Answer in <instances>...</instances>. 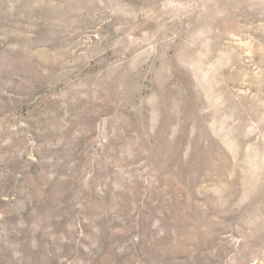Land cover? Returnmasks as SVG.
Listing matches in <instances>:
<instances>
[{
  "label": "rangeland",
  "instance_id": "rangeland-1",
  "mask_svg": "<svg viewBox=\"0 0 264 264\" xmlns=\"http://www.w3.org/2000/svg\"><path fill=\"white\" fill-rule=\"evenodd\" d=\"M0 264H264V0H0Z\"/></svg>",
  "mask_w": 264,
  "mask_h": 264
}]
</instances>
